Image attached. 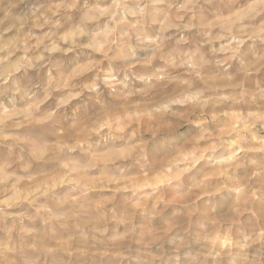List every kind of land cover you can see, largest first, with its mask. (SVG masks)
Instances as JSON below:
<instances>
[{
    "label": "clouds",
    "instance_id": "clouds-1",
    "mask_svg": "<svg viewBox=\"0 0 264 264\" xmlns=\"http://www.w3.org/2000/svg\"><path fill=\"white\" fill-rule=\"evenodd\" d=\"M0 264H264V0H0Z\"/></svg>",
    "mask_w": 264,
    "mask_h": 264
}]
</instances>
